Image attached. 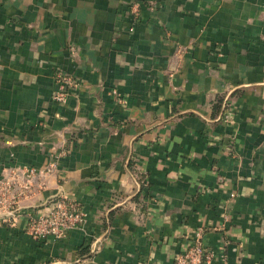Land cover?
Masks as SVG:
<instances>
[{
	"label": "crops",
	"instance_id": "0c3cea01",
	"mask_svg": "<svg viewBox=\"0 0 264 264\" xmlns=\"http://www.w3.org/2000/svg\"><path fill=\"white\" fill-rule=\"evenodd\" d=\"M19 166L0 264H174L198 229L264 264V0H0V193ZM60 197L86 222L33 239Z\"/></svg>",
	"mask_w": 264,
	"mask_h": 264
},
{
	"label": "built area",
	"instance_id": "2783aa9c",
	"mask_svg": "<svg viewBox=\"0 0 264 264\" xmlns=\"http://www.w3.org/2000/svg\"><path fill=\"white\" fill-rule=\"evenodd\" d=\"M132 13L139 16V4L132 5ZM57 90L52 99L65 104L78 82L70 75L57 72ZM3 182L0 193V208L8 211L15 209L21 197L30 193L38 171L33 167H16ZM87 220V214L77 201L69 198H52L45 210L29 218L27 233L35 240L49 238L61 239L69 231L80 228ZM202 229H198L187 248L175 256L174 264H212L215 253L205 246ZM95 252V250H94Z\"/></svg>",
	"mask_w": 264,
	"mask_h": 264
},
{
	"label": "trees",
	"instance_id": "16d2710c",
	"mask_svg": "<svg viewBox=\"0 0 264 264\" xmlns=\"http://www.w3.org/2000/svg\"><path fill=\"white\" fill-rule=\"evenodd\" d=\"M222 107V101H219L218 105H216L215 109L220 110Z\"/></svg>",
	"mask_w": 264,
	"mask_h": 264
}]
</instances>
